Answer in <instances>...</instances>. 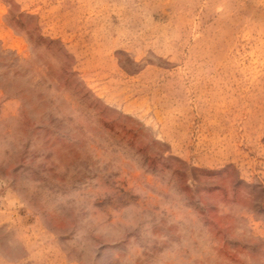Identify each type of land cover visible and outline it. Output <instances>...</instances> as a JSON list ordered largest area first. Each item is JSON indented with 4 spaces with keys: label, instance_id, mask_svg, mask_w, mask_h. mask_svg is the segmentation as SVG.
Returning <instances> with one entry per match:
<instances>
[{
    "label": "rangeland",
    "instance_id": "374dc122",
    "mask_svg": "<svg viewBox=\"0 0 264 264\" xmlns=\"http://www.w3.org/2000/svg\"><path fill=\"white\" fill-rule=\"evenodd\" d=\"M0 264H264V0H0Z\"/></svg>",
    "mask_w": 264,
    "mask_h": 264
}]
</instances>
